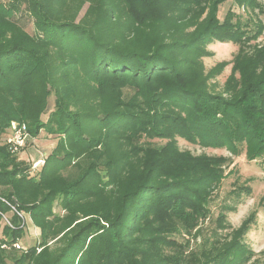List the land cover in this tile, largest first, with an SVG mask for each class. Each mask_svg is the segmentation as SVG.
<instances>
[{
  "label": "trees",
  "instance_id": "obj_1",
  "mask_svg": "<svg viewBox=\"0 0 264 264\" xmlns=\"http://www.w3.org/2000/svg\"><path fill=\"white\" fill-rule=\"evenodd\" d=\"M202 1L168 0L163 13L153 7L158 0L0 4V244L23 237L25 226L15 214L11 227L1 224V214L14 204L29 215L41 238L38 254L34 246L17 258L11 247V264L250 260L241 228L218 248L214 239L208 252L205 246L188 252V242L182 246L167 237L177 231L175 222L190 230L205 217V204L223 172L220 159L179 153L176 137L235 156L244 149L248 161L264 163V44L252 45L264 25L252 18L243 22L231 10L220 21L218 8L229 0ZM232 1L248 13L264 15L261 0ZM18 3L33 18V34L13 19ZM213 40L238 46L223 88L226 98L206 92L198 61ZM74 65L79 72L72 76ZM125 88L134 95L124 97ZM51 94L55 109L48 113ZM13 122L25 124L30 138L41 131L58 137L39 180L1 142ZM144 139L166 143L148 145ZM72 164L82 170L68 181L61 172ZM239 189L250 193L247 187ZM57 198L66 215L55 222L49 217ZM218 218L223 227L224 215ZM80 219L56 240L60 247L50 257V234L56 237ZM6 254L0 248V264H6Z\"/></svg>",
  "mask_w": 264,
  "mask_h": 264
},
{
  "label": "rangeland",
  "instance_id": "obj_2",
  "mask_svg": "<svg viewBox=\"0 0 264 264\" xmlns=\"http://www.w3.org/2000/svg\"><path fill=\"white\" fill-rule=\"evenodd\" d=\"M158 1L159 2L153 7L160 13L167 11L165 3L168 0ZM260 3L264 4V1L261 0ZM0 4L10 6L12 0H0ZM200 4H203L202 0H200ZM242 8V6H237L232 0L226 1L219 6L217 17L222 21L226 12L231 10L236 16H239L243 22L252 18V20L261 21L264 25V15L258 14L257 10L248 13L249 11ZM204 16L205 14L202 15V18ZM13 19L25 32L33 34V18L25 10V4H17ZM253 44H264V29L261 36L256 41L252 42V45ZM203 48L204 51L201 52L202 55L198 57V61L201 62L204 68L206 92L212 97L226 98L223 88L231 74L232 62L238 51V46L231 42L213 40ZM69 72L72 76L77 75L76 72H79L78 67L76 65L71 66ZM123 95L124 97H131L134 95V91L131 88H125L123 89ZM54 100L55 96L51 94L48 98V113L55 109ZM46 117L47 113L42 119L45 121ZM5 136L1 138V142H3ZM175 139L177 151L179 153L188 154L190 158L206 157L214 158L213 160H222L218 167L223 172L219 184L211 190L210 199L208 198L207 200L208 204H205V206H207L206 209H208L205 217L198 220L193 229L190 230L186 229L181 223L175 222L177 231L168 234L167 237L182 246L184 242H188L187 245L185 244V249L188 252L200 251L204 246L206 247L205 250L208 252L210 248L208 244H211L214 239L217 242L216 247L218 248V242L222 243L224 240L229 239L234 230L241 228L243 231L241 243L245 245L250 255V260L245 264H264V163L259 164L254 161H248L245 157L244 149L241 154L239 153L238 156H235L229 153L225 148L204 147L200 144H193L181 137H176ZM143 141H145V139ZM146 141L148 145L154 146H160L166 143V140L160 139ZM57 142V136L48 135L44 131H41L35 139L29 136L25 138L24 146L20 148L14 156L18 161L30 166V177H35L39 180L38 171L41 169L44 160L51 154L52 150L57 145ZM80 162L81 167L84 168L85 164L83 163V159H81ZM73 164L61 172V175L68 179V181L74 180L82 170ZM165 170L168 172L172 171L169 167H165ZM180 170L181 169H179V171ZM168 175H171V173ZM173 175L176 176V174ZM240 187H247L250 193L241 191V189H239ZM7 192L8 189L3 193ZM19 207L20 204H17L16 210L24 214L26 225L23 237L20 239L22 250H17L13 253L15 254L14 257L17 258L19 257V253H27L30 247L36 246V254L41 250V248L37 246L41 239L39 230L34 228L25 210ZM224 207L231 208L226 211ZM221 213L224 215L223 227H220V218H218ZM13 215L11 211L6 213L5 217L10 220ZM65 215L66 211L62 207L60 198H57L52 203L49 220H55V222H57ZM80 221L82 220L80 219L72 223L56 237L55 234H50L46 246L49 247L50 257H53L58 251L57 248L60 247V243L56 242V240ZM247 221H249L247 224L248 226L245 227L246 230L244 231L245 228L243 225ZM3 223L4 221L1 219V224L3 225ZM54 227L55 229H60L61 226L57 224ZM215 233L217 236H214ZM1 238L2 235L0 231V239ZM206 240L208 243L205 244ZM2 245L4 244H0V248L9 252V254H6L8 257L5 258V263L11 264V259H9L11 255L9 251L11 244L9 246L5 244L4 248L1 247ZM164 252L170 254L172 250L165 248Z\"/></svg>",
  "mask_w": 264,
  "mask_h": 264
},
{
  "label": "built area",
  "instance_id": "obj_3",
  "mask_svg": "<svg viewBox=\"0 0 264 264\" xmlns=\"http://www.w3.org/2000/svg\"><path fill=\"white\" fill-rule=\"evenodd\" d=\"M28 132L23 124H17V123H11V126L9 128V132L7 136H5L3 140V144L7 147L8 152L11 154H16L20 148L24 146L25 138H27ZM43 162V161H42ZM13 214H15L19 219L21 220V227L26 225V222L24 220V214L19 213L16 210V205L10 206ZM1 219L4 221V224L11 227L10 220L6 219L5 214H1ZM2 248L5 247V244L1 246ZM11 247L16 250H22L20 245V240H17L11 244Z\"/></svg>",
  "mask_w": 264,
  "mask_h": 264
}]
</instances>
